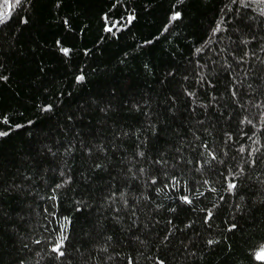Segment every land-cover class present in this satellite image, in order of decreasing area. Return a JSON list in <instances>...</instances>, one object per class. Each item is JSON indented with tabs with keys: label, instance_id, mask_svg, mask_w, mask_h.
I'll return each instance as SVG.
<instances>
[{
	"label": "trees",
	"instance_id": "trees-1",
	"mask_svg": "<svg viewBox=\"0 0 264 264\" xmlns=\"http://www.w3.org/2000/svg\"><path fill=\"white\" fill-rule=\"evenodd\" d=\"M0 12V264H264V0Z\"/></svg>",
	"mask_w": 264,
	"mask_h": 264
},
{
	"label": "snow or ice",
	"instance_id": "snow-or-ice-1",
	"mask_svg": "<svg viewBox=\"0 0 264 264\" xmlns=\"http://www.w3.org/2000/svg\"><path fill=\"white\" fill-rule=\"evenodd\" d=\"M16 3H20V0H16ZM7 17V12H0V23H3L5 18ZM179 17V13H177L175 16H173V19H177ZM67 52V50H65V53ZM78 79H83V77H79ZM5 133H0V135H4ZM236 185L234 184H230L229 188H235ZM60 245H57V248L55 249L56 251H59ZM61 255H63V253H60ZM257 259L258 260H264V254H258L257 255Z\"/></svg>",
	"mask_w": 264,
	"mask_h": 264
}]
</instances>
